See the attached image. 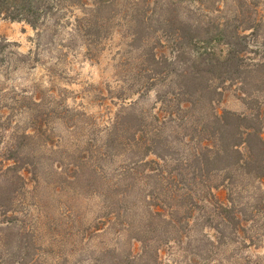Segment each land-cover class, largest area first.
Wrapping results in <instances>:
<instances>
[{
	"label": "trees",
	"instance_id": "1",
	"mask_svg": "<svg viewBox=\"0 0 264 264\" xmlns=\"http://www.w3.org/2000/svg\"><path fill=\"white\" fill-rule=\"evenodd\" d=\"M68 14L91 58L117 35L126 47L121 69L135 68L146 91L160 88L158 103L125 104L106 132L108 143L132 153L117 169L115 199L138 186L147 209L133 238L141 250L127 264H163L165 248L174 249L170 264H248L230 250L264 240L255 219L264 204L248 211L237 201L241 180L264 179V0H0V19L34 28ZM227 82L244 89L243 113L217 108ZM40 171L34 155L2 156L0 209L12 202L5 185L40 183Z\"/></svg>",
	"mask_w": 264,
	"mask_h": 264
},
{
	"label": "rangeland",
	"instance_id": "2",
	"mask_svg": "<svg viewBox=\"0 0 264 264\" xmlns=\"http://www.w3.org/2000/svg\"><path fill=\"white\" fill-rule=\"evenodd\" d=\"M69 16L37 28L0 19V159L30 154L41 167L40 183L4 186L12 197L0 209V260L7 264H127V256L141 250L133 238L147 217L144 194L138 186L128 200L114 194L117 169L132 153L108 143L106 132L125 104L144 110L158 103L160 88L146 91L135 68L121 69L118 53L126 47L117 35L101 40L98 57L91 58L84 39L71 35ZM254 40L248 39L256 48ZM221 86L217 108L246 111L244 89ZM33 128L37 136L22 139ZM238 191L246 210L264 204V179L244 178ZM218 194L227 198L226 190ZM255 219L264 224V211ZM125 221H132V230ZM249 246L233 247L230 255L264 264V240ZM165 249L162 261L170 264L174 249Z\"/></svg>",
	"mask_w": 264,
	"mask_h": 264
}]
</instances>
